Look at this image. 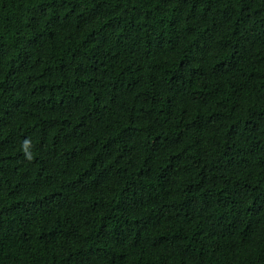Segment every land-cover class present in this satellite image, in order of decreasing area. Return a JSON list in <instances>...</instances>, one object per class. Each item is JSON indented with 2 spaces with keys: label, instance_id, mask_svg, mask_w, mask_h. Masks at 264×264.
I'll list each match as a JSON object with an SVG mask.
<instances>
[{
  "label": "trees",
  "instance_id": "obj_1",
  "mask_svg": "<svg viewBox=\"0 0 264 264\" xmlns=\"http://www.w3.org/2000/svg\"><path fill=\"white\" fill-rule=\"evenodd\" d=\"M0 264H264V0H0Z\"/></svg>",
  "mask_w": 264,
  "mask_h": 264
}]
</instances>
